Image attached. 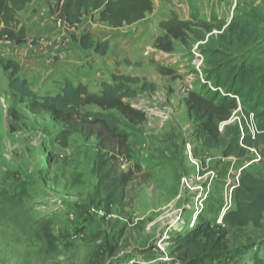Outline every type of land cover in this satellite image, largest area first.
I'll use <instances>...</instances> for the list:
<instances>
[{
    "label": "rangeland",
    "instance_id": "374dc122",
    "mask_svg": "<svg viewBox=\"0 0 264 264\" xmlns=\"http://www.w3.org/2000/svg\"><path fill=\"white\" fill-rule=\"evenodd\" d=\"M152 1L145 18L119 29L89 12L62 30L54 1L30 0L15 15L25 41L0 36V61H17V75L41 95L59 92L66 78L91 92L113 74L154 84L127 99L145 113L142 123L110 111L129 134L128 149L98 127L94 134L74 132L63 147L56 139L63 124L34 113L32 100L9 88L13 74L0 63V264H184L174 238L201 218L217 232L215 241H226L223 260L264 263V204L242 226L224 227V214L246 206L237 188L240 169L222 147L201 145L185 105L190 91L209 88L195 73L193 53L203 55L205 78L214 67L208 60L228 50L218 36L233 18L257 28L259 45L249 53L251 60L264 58V0ZM174 16L188 25L175 23L180 36L169 38L160 23ZM86 32L96 42L109 38L104 55L79 46L76 38ZM158 37L171 44L169 51L155 45ZM29 57L35 64L21 69ZM241 117L238 109L227 123ZM247 122L254 131L255 120Z\"/></svg>",
    "mask_w": 264,
    "mask_h": 264
},
{
    "label": "trees",
    "instance_id": "16d2710c",
    "mask_svg": "<svg viewBox=\"0 0 264 264\" xmlns=\"http://www.w3.org/2000/svg\"><path fill=\"white\" fill-rule=\"evenodd\" d=\"M30 0H0V36L20 44L25 41V29H16L15 15ZM55 2L60 18L70 25L80 23L85 13L96 12L101 22L117 28L142 20L153 10L152 0H51ZM188 25L176 16L161 22L167 37L178 38L179 28ZM257 28L247 20L233 18L219 34V41L228 48L220 57L208 60L212 67L205 70L207 78L224 93L203 86L188 93L185 105L189 116L194 120L196 139L205 148L222 147L224 157L236 159L235 167L240 169L238 190L246 202L245 208L228 212L222 217L224 227L242 226L255 215L264 204V58L251 60V49L259 45ZM79 46L92 49L104 55L109 47L108 41L96 42L89 32L76 38ZM158 37L155 45L166 51L171 44H163ZM235 52L233 54L227 51ZM214 55V53L208 52ZM226 53V54H225ZM1 66L13 74L9 88L21 96L30 98L34 113H48L63 124L56 136L61 146L66 147L71 134L81 132L94 134L95 127L128 149L129 134L121 128L120 118L110 112L116 110L131 124L145 120V113L133 107L127 99L135 97L139 89H153L154 84L147 80L124 74H113L111 80L100 84V92H91L82 82L73 83L66 78L59 92L41 95L30 89L25 78L19 77L20 64L11 59L1 60ZM141 84L140 87L137 85ZM95 106L98 110H84ZM240 109L238 122H229L233 113ZM247 119L255 120L252 132ZM222 130L220 126L223 124ZM251 151L257 153L250 157ZM198 225L174 238L175 253L184 264H229L223 258L228 246L215 241L217 232L206 218L199 219ZM220 229V228H219ZM225 229H223L224 231ZM214 259L217 261L214 262ZM254 264H264L254 258Z\"/></svg>",
    "mask_w": 264,
    "mask_h": 264
},
{
    "label": "built area",
    "instance_id": "2783aa9c",
    "mask_svg": "<svg viewBox=\"0 0 264 264\" xmlns=\"http://www.w3.org/2000/svg\"><path fill=\"white\" fill-rule=\"evenodd\" d=\"M79 24V23H78ZM78 24L76 25H70L66 22V20H64L63 18H60L58 19V22H57V27L64 30V29H67V30H72L75 26H77ZM192 65H193V68L195 70V73L196 75H199V78H200V81L201 83H206L208 84L209 88L212 89V90H218L222 93H224V91L221 89V88H218V87H215L213 84L210 83V80L206 78V74H205V78H204V75H203V55L202 53L199 51V50H196L194 53H193V61H192ZM192 90V87L190 86L189 87V90ZM254 132V131H252ZM134 262L132 261H123V262H119L117 264H133Z\"/></svg>",
    "mask_w": 264,
    "mask_h": 264
},
{
    "label": "crops",
    "instance_id": "0c3cea01",
    "mask_svg": "<svg viewBox=\"0 0 264 264\" xmlns=\"http://www.w3.org/2000/svg\"><path fill=\"white\" fill-rule=\"evenodd\" d=\"M107 27H109V28H111V29H116V28H113V27H110V26H107ZM119 28H122V26L121 27H117V29H119ZM109 40V38L108 37H105L103 40H102V42L103 41H108ZM19 45V44H18ZM33 47V46H32ZM32 51H33V48H32ZM63 56H64V54H62ZM33 59H35V57H29V59H27V61H26V59H22L21 60V62H25L24 64L26 65V66H24V67H22L21 66V69H23V70H25V69H28V67H33V65L35 64V62L34 61H32ZM31 65V66H30ZM31 69H33V68H31Z\"/></svg>",
    "mask_w": 264,
    "mask_h": 264
}]
</instances>
